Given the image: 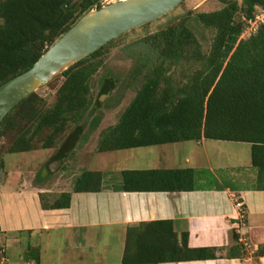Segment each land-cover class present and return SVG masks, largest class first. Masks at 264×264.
Wrapping results in <instances>:
<instances>
[{
    "label": "trees",
    "instance_id": "obj_1",
    "mask_svg": "<svg viewBox=\"0 0 264 264\" xmlns=\"http://www.w3.org/2000/svg\"><path fill=\"white\" fill-rule=\"evenodd\" d=\"M218 1L222 4L219 9L189 10L175 22L123 48L136 59L133 71L140 74V86L121 109L117 122L101 132L96 151L202 139L246 142L250 144L251 167L255 171L253 187L264 190V24L248 37L242 36L256 8L264 10V0ZM101 2L0 0V85L28 70L83 14L100 8ZM193 23L212 34L206 51ZM121 37L47 82L45 85L52 91L50 100L35 91L3 118L0 173L6 154L53 148L70 130L53 157L63 162L83 137L84 127L95 130L99 123L96 110L101 105L98 94L116 91L118 87L114 80L105 78L94 97L92 81L105 65L109 46ZM138 49L142 52L135 53ZM197 170H122L121 189L195 190ZM103 175L98 170L83 169L73 181L72 192L100 191ZM53 198L38 193L40 208H67L71 193L61 192ZM233 239L235 243L227 252L231 258L242 251L234 232ZM33 248L28 244L31 256ZM255 255L264 256V242ZM1 257L0 254V264ZM215 257V248L188 247L187 233L177 234L171 220H156L127 228L121 259L115 264H159ZM31 259L33 264H39L38 253Z\"/></svg>",
    "mask_w": 264,
    "mask_h": 264
},
{
    "label": "crops",
    "instance_id": "obj_2",
    "mask_svg": "<svg viewBox=\"0 0 264 264\" xmlns=\"http://www.w3.org/2000/svg\"><path fill=\"white\" fill-rule=\"evenodd\" d=\"M120 112L121 110L117 119ZM96 130L95 135L98 134ZM209 141L211 140L202 139L148 146L151 147L148 151L152 152L150 156L155 163L151 162L152 167L141 169L129 162L132 159L137 161L135 154L131 152L137 148L105 153L96 151L99 159L89 170L103 172L104 166L115 163L125 164L121 171L127 170L126 168H193L198 169L195 173L198 187L195 190L176 192L123 191L120 177L112 183L103 173V187L100 191L72 192L69 207L48 210L50 221L42 225L26 229L17 225V233L11 227L3 225L0 219V239L6 241L9 234L17 233L14 245L22 247L25 240L30 242L43 231L49 232L59 225L66 240L61 251V264H89L86 262H89L91 254H109L105 247L96 249L95 246L96 241L102 243L106 238L105 234L111 235L114 242L111 241L110 244H114L115 250L122 254L129 226L141 222L171 220L177 234L187 233L188 247L215 248L216 257L159 264H264V256L255 255L258 246L264 242V190L253 187L255 171L251 167L250 144L237 142L248 144L244 158L236 157L233 161H227L221 157L214 162L211 156H220L222 147L214 148ZM80 152L77 164L86 160V150L82 149ZM55 160L57 159L52 158L51 164ZM36 193L38 198L40 191ZM40 212L44 210L41 209ZM233 232L238 237L242 251L238 257L231 258L227 256V252L235 243ZM25 235L29 238H25ZM32 247L38 249L40 264L41 246L36 243Z\"/></svg>",
    "mask_w": 264,
    "mask_h": 264
},
{
    "label": "rangeland",
    "instance_id": "obj_3",
    "mask_svg": "<svg viewBox=\"0 0 264 264\" xmlns=\"http://www.w3.org/2000/svg\"><path fill=\"white\" fill-rule=\"evenodd\" d=\"M221 6L222 4L218 0H183L168 13L124 33L119 40L110 45L105 65L98 71L92 81L93 95L95 97L99 93L105 78L114 80V84L118 88H116V91L98 94L101 102V105L96 110L99 116V123L95 130H98H96L98 134L95 135V130L93 132L89 131V128L85 124L83 137L81 138L80 136L72 153L69 154L70 156L66 157L53 172L49 169L52 158L56 155L62 140L67 137L70 130L65 131L57 145L52 149H37L30 152L18 153L17 155L6 154L4 157V170L0 173V219L2 224L11 227L13 231H17L18 228H15L17 225L26 229L50 221L48 210L40 212L41 209L38 204L36 191L46 193L51 198H56L61 192L72 193L74 179L83 169L94 166L95 162L98 161L99 156L96 154V145L99 135L102 131L116 123L118 112L129 103L135 90L140 86V74L136 75L133 71L137 65L136 59L133 58L132 54L130 55L123 50L125 46L132 44L147 33L158 30L167 23L175 22L189 10L193 12H206L219 9ZM262 11L263 9L257 7L255 14L263 13ZM192 25L198 37L203 39V48L206 51L209 46L210 37L212 36L211 32L202 28L197 23H193ZM249 34L250 32L247 30L245 34L242 33V36L246 38ZM139 52H142V49H138L135 53ZM37 93L44 96L46 100L51 99L52 91L50 86L44 85L40 87ZM209 142L214 148L215 146L222 147V154L220 156L218 154L211 156L214 162L219 161L221 157L227 161H233L236 157L242 159L248 146L246 143L228 141L211 140ZM149 148L151 147L132 150L131 152L135 154L137 161L132 159L129 161L130 164H136L138 169L152 167L150 163H155V160L150 156L152 152L148 151ZM82 149L87 152V161L83 159L84 163L77 164L78 155ZM124 165L109 164L108 167L104 166L103 173L114 183L119 179L120 171ZM2 185H5L4 189ZM19 230L21 229L19 228ZM61 232L62 230L58 225L56 229L49 232L43 231L36 238H32L30 242L25 240L22 243V247L14 245L15 238L17 237L16 234L19 232L9 234L6 241L0 239L1 260L4 259L2 264H33L31 257L38 253V249L33 248L31 256L27 250L28 242L31 245L37 243L41 246L42 255L40 264L63 263L61 251L65 246L66 240ZM105 236L106 238L102 240V243L96 241L95 246L96 249L105 247L109 254H91L89 262L86 263L115 264L120 261V252L115 250L114 244H110L111 241L114 242V239L111 235L105 234ZM25 238L28 239L29 236L25 235ZM71 245L75 246V244Z\"/></svg>",
    "mask_w": 264,
    "mask_h": 264
},
{
    "label": "water",
    "instance_id": "obj_4",
    "mask_svg": "<svg viewBox=\"0 0 264 264\" xmlns=\"http://www.w3.org/2000/svg\"><path fill=\"white\" fill-rule=\"evenodd\" d=\"M183 0H115L83 14L26 71L0 85V122L21 100L113 39L174 9ZM61 158L49 169L55 170Z\"/></svg>",
    "mask_w": 264,
    "mask_h": 264
},
{
    "label": "built area",
    "instance_id": "obj_5",
    "mask_svg": "<svg viewBox=\"0 0 264 264\" xmlns=\"http://www.w3.org/2000/svg\"><path fill=\"white\" fill-rule=\"evenodd\" d=\"M113 1V0H112ZM111 0H102L101 5H106L110 2H112ZM263 13H256L254 15V18L252 20H248L247 24L245 25L244 29H243V33L245 34V32L248 30L250 33H254L256 31V29L258 28V26L260 24H264V10L262 11ZM239 205V204H238ZM6 260V259H5ZM4 259L1 260V263H3Z\"/></svg>",
    "mask_w": 264,
    "mask_h": 264
}]
</instances>
